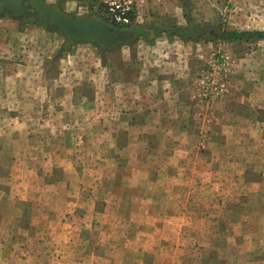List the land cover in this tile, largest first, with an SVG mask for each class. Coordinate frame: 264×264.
<instances>
[{
	"label": "rangeland",
	"instance_id": "obj_1",
	"mask_svg": "<svg viewBox=\"0 0 264 264\" xmlns=\"http://www.w3.org/2000/svg\"><path fill=\"white\" fill-rule=\"evenodd\" d=\"M45 1L54 4L59 0ZM61 1L57 4L67 14L90 19L92 29L87 38L94 42L103 44L102 25L134 29L138 35L126 44L113 46L117 42L108 34L101 47L68 39L56 29L27 18L19 17L11 24L20 34L23 62L28 64L32 57H39L48 61L49 67L19 68L28 80L25 91L17 93L16 85L9 84L6 93L10 99H0V107L19 105L28 113L22 117L0 115V126L5 124L0 128V264H264V163L256 158L260 151L256 153L253 146L246 159L258 161L252 168L254 178L262 177L260 187L235 179L241 165L223 164L196 181H178L183 191H145L148 197H136L137 206H133L125 195L116 198L113 132L102 131L94 115L96 109H90L81 98L57 101L61 107L57 110L69 114L57 118L66 128L57 133L44 132L49 127V115L36 116L32 110L37 108L33 98L40 95L33 80L44 79L40 75L55 78L63 73L64 78L76 83L73 87L79 88L84 87L79 82L85 77L91 81L105 77L112 82L118 77L116 67L121 65V56H139L140 47L148 43L169 46L175 42L178 51L188 52L186 56L196 61L192 76L202 79L212 73L226 84L223 96L215 102L203 104L199 100V135L204 141L213 106L223 100L230 85L244 77L264 78L260 57L264 55V40L218 39L224 29H264V0H139L129 24L113 20L104 0ZM0 13L11 17L5 10L0 9ZM6 27L9 24L0 22V31L9 29ZM61 28L66 30L63 25ZM142 31H147L146 35ZM10 43L16 49L17 38ZM55 46L70 49L62 70L48 57ZM10 70L17 71L16 67ZM45 84L42 86L52 90L49 95L62 96V86ZM50 109L43 107L44 112ZM101 119L102 126L110 125L109 116ZM258 128L245 133L246 141L254 146L264 141V133ZM134 135L140 141L151 139L148 133ZM118 152L125 158L132 155L128 149ZM144 153L146 157L159 156L158 150ZM205 159L202 155L201 160ZM39 163L40 173L36 174ZM61 166L66 173H60ZM202 167L200 162L193 168ZM137 178L143 181V175ZM124 183L129 185L128 180ZM250 192L252 196L247 195ZM152 203L159 209L146 214ZM134 219L144 226H135ZM242 220L249 224L241 227Z\"/></svg>",
	"mask_w": 264,
	"mask_h": 264
},
{
	"label": "crops",
	"instance_id": "obj_2",
	"mask_svg": "<svg viewBox=\"0 0 264 264\" xmlns=\"http://www.w3.org/2000/svg\"><path fill=\"white\" fill-rule=\"evenodd\" d=\"M74 1L85 2L86 0H70L71 4ZM55 3L63 2L59 0ZM6 14L11 17H7V15L0 17V22H6L10 26L6 27L9 29L0 31L1 41L8 42V44L3 42L0 44V58H3L0 59V99L8 101L10 95H7L6 91H8L9 84L16 85L17 93L19 90L25 91L28 80L24 78L19 68H45L49 67V64L48 61L39 59V57L38 59L32 57L28 64L23 62L24 59L20 54L25 50L22 49V44H19L18 41L20 34L18 30L11 27V24H16L19 21V16L12 17L10 13ZM41 26L50 29L49 26ZM14 38H17L16 49L10 43ZM119 44L121 42L116 45ZM175 46V42L170 43L169 46L159 42L148 43L140 47L139 56L131 53L128 54V57L121 56V65L116 67L118 68V77L115 76L112 82L105 77V79L98 78L96 81L85 77V80L79 82V84H84V87H73L76 83L72 82V79L64 78L63 73L55 78L40 75L44 79L36 77L33 80L34 84L38 85L37 90L40 95H37L36 99L33 98L37 103V108L32 110L36 116L49 115V127L45 128L44 132L57 133L66 130L64 125H60L56 121L59 116L69 115L67 112L57 110V108L61 109L60 106L57 107L56 103L59 100L66 102L68 99L73 102L81 98L82 101L88 102L90 109H96L94 115L99 120L102 131L111 130L113 132L111 147L115 151L112 159H114L113 164L116 166L115 174L117 175V183L113 185L116 189V198L125 195L130 199V202L132 201L133 206H137V203L134 204L136 197L141 195L144 198L148 197L145 191H153L157 194L161 191H180L181 189L183 191L184 187H180L178 181L184 180V178L196 181L201 179L200 175L211 174L223 164L241 165V173L235 179H242L246 183L245 185L251 184L260 187L259 182L262 177L254 178L252 168L253 163L258 161L246 158L250 155L248 149L253 146L256 153L258 150L260 151V155L256 154V158L264 163V141L254 146L251 141H246L249 138L245 136V133L255 130L257 127L262 131L261 133H264V78L259 81L244 77L234 81L223 100L214 104L213 119L207 126L208 137L201 141L200 119L198 118L201 113L198 111L202 80L192 76L196 61L186 56L188 52L178 51L179 47ZM69 50V47H53L52 55L48 56L51 58L50 62L56 61V68L62 70L70 55ZM10 53L16 54V56L10 58ZM56 56L58 59L54 60ZM260 57H263L261 63L264 67V55L262 54ZM14 67L17 71L10 72V69ZM261 76H264V72ZM44 83L54 86L59 84L64 87L59 89L63 92L62 96L49 95L52 90L43 87ZM20 85L24 87H19ZM16 98L18 100V97ZM53 106L56 109H50ZM43 107L52 111L44 112ZM0 115L22 117L28 113L19 105L9 109L3 104L0 107ZM105 116L110 117V125L106 128L102 126L104 120L101 119ZM3 126L5 124H2L0 128ZM135 132L148 133L151 139L140 141L138 136L134 135ZM123 149L124 151L131 150L130 154L132 155L128 158L118 155L120 154L118 151L121 152ZM144 150L150 153L158 150L159 156L147 155L146 157ZM202 155L207 159L201 160ZM200 162L203 164L202 168H193ZM15 164L17 165V163ZM190 164L194 165L190 166ZM37 165L36 174L40 173V163ZM155 165H159V167L154 168ZM60 173H66L62 166ZM139 175H143V181L138 180ZM125 180L129 181V185L123 184ZM247 188H251V186ZM255 194L258 193L255 192ZM39 195L43 194L40 192ZM164 195L168 196V194ZM247 195L252 196V192ZM157 209L159 207L152 203L146 214H149L150 211L154 214ZM33 222L34 219L31 220L32 225ZM143 224L141 221H134V225L139 228H142ZM244 224H249V222L244 220L239 225L244 227ZM210 232L211 230H208V234Z\"/></svg>",
	"mask_w": 264,
	"mask_h": 264
},
{
	"label": "flooded vegetation",
	"instance_id": "obj_3",
	"mask_svg": "<svg viewBox=\"0 0 264 264\" xmlns=\"http://www.w3.org/2000/svg\"><path fill=\"white\" fill-rule=\"evenodd\" d=\"M0 9L10 12L13 15L27 18L40 25L50 26L56 29L59 33H63L62 35L65 37H70V35H72L74 36V39L79 41L80 39L87 38L91 32L92 24L89 22L88 17L67 14V12H65V10L57 3L50 4L45 0H0ZM64 13H66L67 18ZM62 17L66 18L61 21L66 24L68 22V28L71 29V33H66L61 28L62 23L60 22V19ZM108 31L107 33L117 38L115 35L118 31H110L109 29ZM117 42L119 43L120 41Z\"/></svg>",
	"mask_w": 264,
	"mask_h": 264
},
{
	"label": "built area",
	"instance_id": "obj_4",
	"mask_svg": "<svg viewBox=\"0 0 264 264\" xmlns=\"http://www.w3.org/2000/svg\"><path fill=\"white\" fill-rule=\"evenodd\" d=\"M113 20L120 24H129L136 10L139 0H104ZM202 80L200 100L203 104H211L222 97L226 91V84L217 79L212 73Z\"/></svg>",
	"mask_w": 264,
	"mask_h": 264
},
{
	"label": "trees",
	"instance_id": "obj_5",
	"mask_svg": "<svg viewBox=\"0 0 264 264\" xmlns=\"http://www.w3.org/2000/svg\"><path fill=\"white\" fill-rule=\"evenodd\" d=\"M48 7H51V6H48ZM10 13V12H8ZM12 15V17L16 16V15H13L12 13H10ZM65 16H66V13H64ZM3 14L0 13V17L2 16ZM69 17V16H68ZM67 18V16H66ZM66 18L62 17L60 19V22L62 23L63 26H65V31L66 33H71V29L68 28V22L67 24L66 23H63L61 20H65ZM90 20V19H88ZM67 21V20H66ZM111 25H102L101 27V33H102V36L103 37H100L101 41L103 44H99L97 42H94L93 39H90V38H84L82 40L84 41H89V42H92L94 44H96L97 46H105V43H106V39L104 38L105 36H107L109 33H107L109 27ZM50 27V26H49ZM90 27H91V24H90ZM52 28V27H50ZM114 28H121V26L119 27H115ZM92 29V27H91ZM109 32V31H108ZM63 34V33H62ZM74 36L70 35V37H68V39H73ZM218 39L222 40V41H232V40H239V41H242V40H245V41H249V40H264V29H261V30H257V29H251V30H237V29H224L220 32L219 36H218ZM116 43V42H115ZM118 43V42H117ZM113 46H116V44H114Z\"/></svg>",
	"mask_w": 264,
	"mask_h": 264
},
{
	"label": "water",
	"instance_id": "obj_6",
	"mask_svg": "<svg viewBox=\"0 0 264 264\" xmlns=\"http://www.w3.org/2000/svg\"><path fill=\"white\" fill-rule=\"evenodd\" d=\"M109 30L110 31H118V33L115 35L117 36L114 37L115 38V41H120L121 43L123 42H129L131 40H133L137 35H138V31L137 30H134V29H116V28H113V27H109ZM143 33L142 34H146L147 31H142Z\"/></svg>",
	"mask_w": 264,
	"mask_h": 264
}]
</instances>
